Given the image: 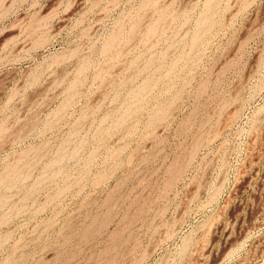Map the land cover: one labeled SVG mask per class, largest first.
I'll return each instance as SVG.
<instances>
[{
	"label": "rangeland",
	"instance_id": "1",
	"mask_svg": "<svg viewBox=\"0 0 264 264\" xmlns=\"http://www.w3.org/2000/svg\"><path fill=\"white\" fill-rule=\"evenodd\" d=\"M0 222V264H264V0H0Z\"/></svg>",
	"mask_w": 264,
	"mask_h": 264
},
{
	"label": "bare ground",
	"instance_id": "2",
	"mask_svg": "<svg viewBox=\"0 0 264 264\" xmlns=\"http://www.w3.org/2000/svg\"><path fill=\"white\" fill-rule=\"evenodd\" d=\"M209 13V12H208ZM207 13V14H208ZM209 15V14H208ZM207 15V16H208ZM205 16V15H204ZM209 19H210V16H209ZM203 21H206V22H208L206 19L205 20H203ZM204 23V22H203ZM201 24H202V22H201ZM210 24V23H209ZM205 26H209V25H205ZM200 27H201V25H200ZM204 26L202 25V28H203ZM207 28V27H206ZM210 29V28H209ZM204 31H205V29H203ZM207 30V29H206ZM200 32V31H199ZM205 34V32L202 34V36ZM196 35H198L197 33H196ZM196 35H195V37H196ZM202 36H198V37H202ZM194 38V37H193ZM117 39V38H116ZM201 39V38H200ZM115 40V39H114ZM197 40H198V38L196 37L195 39H194V42L196 41L197 42ZM200 41V40H199ZM109 42H111V41H109ZM112 42H113V40H112ZM198 44H199V42H197ZM113 44H114V42H113ZM107 46H109L110 47V45H107ZM194 46V45H193ZM136 98V97H135ZM157 115V114H156ZM158 118V117H157ZM196 149V148H195ZM63 159V158H62ZM58 160V159H57ZM60 161H62V160H60ZM56 162V161H55ZM55 162H54V164H55ZM57 164V163H56ZM45 177V176H44ZM44 180V179H43ZM35 188V187H34ZM35 190V189H34ZM58 196V195H57ZM4 221V220H3ZM1 223V222H0ZM3 224V223H2Z\"/></svg>",
	"mask_w": 264,
	"mask_h": 264
}]
</instances>
